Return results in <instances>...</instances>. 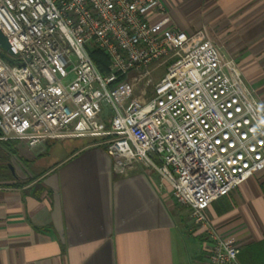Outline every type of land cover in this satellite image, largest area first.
<instances>
[{"label":"built area","instance_id":"obj_1","mask_svg":"<svg viewBox=\"0 0 264 264\" xmlns=\"http://www.w3.org/2000/svg\"><path fill=\"white\" fill-rule=\"evenodd\" d=\"M0 28L17 51L0 50V139H97L190 209L202 264H242L207 210L264 170V108L205 29L173 27L163 0H0Z\"/></svg>","mask_w":264,"mask_h":264},{"label":"crops","instance_id":"obj_2","mask_svg":"<svg viewBox=\"0 0 264 264\" xmlns=\"http://www.w3.org/2000/svg\"><path fill=\"white\" fill-rule=\"evenodd\" d=\"M163 1L173 27L210 26L264 108V0ZM96 142L78 137L32 147L39 153L32 169L45 172L28 184L18 175L0 181V264H202L204 231L159 191L157 173L140 165L115 173ZM207 214L241 249L264 240V170ZM194 242L202 248L193 254Z\"/></svg>","mask_w":264,"mask_h":264},{"label":"trees","instance_id":"obj_3","mask_svg":"<svg viewBox=\"0 0 264 264\" xmlns=\"http://www.w3.org/2000/svg\"><path fill=\"white\" fill-rule=\"evenodd\" d=\"M92 57L101 72L105 73L108 71L110 60L103 50H93ZM1 134L2 132L0 130V136ZM16 143V140L0 139V181L12 180L17 177V175L12 172L9 161L13 155L18 156ZM32 181L33 178H30L22 181V183L28 184ZM239 260L242 264H264V240L245 249H241Z\"/></svg>","mask_w":264,"mask_h":264},{"label":"rangeland","instance_id":"obj_4","mask_svg":"<svg viewBox=\"0 0 264 264\" xmlns=\"http://www.w3.org/2000/svg\"><path fill=\"white\" fill-rule=\"evenodd\" d=\"M201 28L205 29L207 35L214 42H216L214 40L213 35L210 34V30H209L210 26L209 25H207L206 23H203L201 25H198V27L196 29H201ZM196 29H194V30H196ZM219 44L220 43H217V45H219ZM219 46L221 47V45H219ZM0 50L3 51V52H8V51L4 50L1 47H0ZM16 141H17L16 146H17V149H18V156L13 155L11 157V159H9L10 164L14 168L15 174L18 175V176H22V179H21L22 181L28 180L30 178H33V180L37 179L38 176H40L41 174H43L45 172L44 169H43V171H41V173L37 174L36 171L32 169V164L35 163L34 161L39 160V158H38L39 153L34 152L35 148H29L25 143L20 142L18 140H16ZM58 141H61V140H58ZM47 146L48 145H46V147ZM45 170H46V168H45ZM176 206H177L176 207L177 209H181L180 210L181 214H183V216L185 218L186 217L188 218L187 223L190 226H192L193 228H196L195 227L196 224L194 223V221H193V219L191 217V214L188 211L189 210L188 207L185 206V205H179V204H177ZM201 238H203L204 246L206 247V243H207L206 242V240H207L206 233H202V237ZM236 243L238 244L237 241H236ZM190 248H191V252L194 254V253H198L201 250L202 247H201V244L199 242H197V243L194 242L193 244L190 245ZM205 254H206V250H205ZM204 258H205V256H204Z\"/></svg>","mask_w":264,"mask_h":264},{"label":"water","instance_id":"obj_5","mask_svg":"<svg viewBox=\"0 0 264 264\" xmlns=\"http://www.w3.org/2000/svg\"><path fill=\"white\" fill-rule=\"evenodd\" d=\"M0 47L3 48L4 50L8 51L9 53L13 54V55L17 54L16 49L11 44V42L9 41V39L7 38V36L2 31L1 28H0ZM10 167H11L12 172L15 173L14 168L11 164H10Z\"/></svg>","mask_w":264,"mask_h":264}]
</instances>
